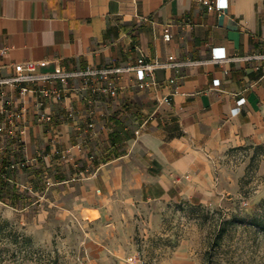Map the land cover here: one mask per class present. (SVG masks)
<instances>
[{
	"label": "crops",
	"instance_id": "1",
	"mask_svg": "<svg viewBox=\"0 0 264 264\" xmlns=\"http://www.w3.org/2000/svg\"><path fill=\"white\" fill-rule=\"evenodd\" d=\"M212 2L224 9L209 10ZM216 51L227 57L212 59ZM171 53L202 61L183 67L170 102L169 86L141 89L133 72L117 95L96 92L92 102L75 88L82 77L0 86V199L16 204L35 188L42 203L65 195L78 216H103L118 198L127 212L111 218L131 221L133 232L143 208L158 223L161 202L218 201L220 158L264 142V0H0V76L27 60H47L37 68L46 72ZM15 160L26 163L12 168ZM171 264L195 261L177 255Z\"/></svg>",
	"mask_w": 264,
	"mask_h": 264
},
{
	"label": "rangeland",
	"instance_id": "2",
	"mask_svg": "<svg viewBox=\"0 0 264 264\" xmlns=\"http://www.w3.org/2000/svg\"><path fill=\"white\" fill-rule=\"evenodd\" d=\"M219 163L218 201L161 202L158 223L143 208L133 232L131 221L111 218L127 212L118 198L103 216L98 210L78 216L63 193L61 205L42 203L35 188L21 190L25 200L16 204L0 199V264H171L177 255L195 264H264V142L231 148ZM230 219L208 260L216 228Z\"/></svg>",
	"mask_w": 264,
	"mask_h": 264
},
{
	"label": "built area",
	"instance_id": "3",
	"mask_svg": "<svg viewBox=\"0 0 264 264\" xmlns=\"http://www.w3.org/2000/svg\"><path fill=\"white\" fill-rule=\"evenodd\" d=\"M209 10L219 9L224 7L218 3L212 2L208 4ZM164 38H171V31L169 27L165 28ZM226 53H220L218 51L212 54V59L225 58ZM202 60L179 58L177 55L171 53L166 58L159 57L146 59L144 55L138 57L135 61H130L117 65H87L85 68L68 70L62 66H57L53 71H37L38 66H44L48 63L47 60H27L16 63V73L11 76H0V86L9 83H17L24 80H60L63 83H67L70 77H82L85 82L81 86L75 88L79 91L90 90L88 94V101L92 102L95 99L94 94L96 92L105 93L112 96L118 94L122 87L120 83L121 77L128 72L135 73V85L141 89L157 88L162 86H169L170 92L162 96V100L170 102V94L179 91L180 80L183 77V67L186 65L196 64ZM160 68H171L173 74L169 77L160 80L157 78L156 72ZM26 86L21 87L22 93L28 91ZM241 101V100H240ZM241 104V103H240ZM238 105V109L240 108ZM4 128L0 125V130ZM26 160H15L10 163V166L16 167L18 165H24ZM86 174L84 171H80L75 177H84ZM51 183V181H47Z\"/></svg>",
	"mask_w": 264,
	"mask_h": 264
},
{
	"label": "trees",
	"instance_id": "4",
	"mask_svg": "<svg viewBox=\"0 0 264 264\" xmlns=\"http://www.w3.org/2000/svg\"><path fill=\"white\" fill-rule=\"evenodd\" d=\"M190 206L192 207V209H195L196 207L201 206V204H198V205L190 204ZM232 221L233 220H231V219L230 220H226L224 223L219 224L218 227L216 228L214 237L212 239L211 247H210L211 249L208 250V252H207L208 253V260H211V258H212V255H213V251L212 250L215 249L216 246L221 244V240H222V238L224 237V235H225V233L227 231L226 223L232 222ZM258 224H261V223H258Z\"/></svg>",
	"mask_w": 264,
	"mask_h": 264
}]
</instances>
